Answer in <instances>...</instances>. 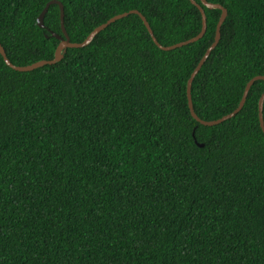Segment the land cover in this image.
Masks as SVG:
<instances>
[{"label":"trees","instance_id":"trees-1","mask_svg":"<svg viewBox=\"0 0 264 264\" xmlns=\"http://www.w3.org/2000/svg\"><path fill=\"white\" fill-rule=\"evenodd\" d=\"M49 1L0 0L12 63L54 58ZM59 1L73 42L133 9L166 46L203 27L191 0ZM196 1L204 36L171 50L129 13L54 64L20 71L0 52V264H264V79L233 117L193 116L188 81L222 14ZM207 1L228 14L191 97L214 120L264 75V0Z\"/></svg>","mask_w":264,"mask_h":264},{"label":"water","instance_id":"water-1","mask_svg":"<svg viewBox=\"0 0 264 264\" xmlns=\"http://www.w3.org/2000/svg\"><path fill=\"white\" fill-rule=\"evenodd\" d=\"M194 4H196L201 12H202V18H203V27H202V30L201 32L192 37V38H189L187 40H184V41H181V42H178V43H175V44H172V45H163L161 44L157 38L155 37L154 35V32H153V29L152 27L150 26V23L147 21L146 17L141 13L139 12V10L137 9H133V10H130L129 12H123V13H120V14H117L113 17H111L110 19H108L106 22L100 24L99 26H97L94 30H92L90 32V34L81 42H73L71 41V38L68 34V32L66 31L65 29V24H64V21H65V8H64V5L59 1V0H51L47 3V5L45 6V8L43 9V11L41 12V14L39 15L38 17V24L40 27L42 28H45V22H44V18H45V15L49 9V6L52 4V3H57L60 5V10H61V23H62V28H63V31H64V34H65V37L63 39H61V35L58 34V33H55V32H51V34L53 36H56L58 38L61 39V42L60 44L58 45L56 51H55V56L54 58L52 59H43V60H39V61H36V62H33L31 64H27V65H16L14 63L11 62V60L8 58L7 54H6V51L4 49V47L2 46V44L0 43V52L1 54L3 55L6 63L11 66L12 68L16 69V70H20V71H29V70H33L35 68H38V67H41L43 65H46V64H54L58 61H60L62 59V56H63V51L68 48V47H84L88 44H90L92 42V40L95 38V36L101 31L103 30L104 28H106L109 24H111L112 22H114L115 20L117 19H120L126 15H128L129 13H137L139 14L142 19L144 20L149 32L151 33V35L153 36V39L155 40V42L158 44L159 47H161L162 49H165V50H171V49H174L176 47H181L183 45H186V44H189L191 42H195L199 39H201L205 32H206V29H207V15H206V12H205V9L204 7L199 4L196 0H191ZM203 5L207 6L208 8H220L222 10V14H221V17H220V20L218 22V25H217V32H216V38H215V41L213 42V44L207 49L206 53L204 54V56L202 57V59L200 60L199 64L196 66V68L194 69L189 81H188V97H189V105H190V109H191V112L193 114V116L198 120L200 121L202 124H205V125H215V124H218V123H221L222 121L228 119V118H231L233 117L234 115H236L244 106L245 102H246V99H247V96H248V93H249V90L251 88V86L253 85V83L258 80V79H264V75H256L254 76L253 78H251L247 85H246V88L244 90V94L242 96V99L240 101V104L239 106L232 112L222 116L221 118H218V119H214V120H204L202 118H200L195 110H194V107H193V102H192V97H191V87H192V82L195 78V76L198 74V72L200 71L201 67L203 66V64L205 63V61L207 60L208 56L210 55L211 51L216 47V45L218 44L219 40H220V37H221V26L222 24L224 23L226 17H227V14H228V11H227V8L224 7L222 4L220 3H213V2H209L207 0H201ZM263 107H264V93L262 94L261 98H260V102H259V116H260V124H261V127L263 128L264 130V114H263ZM201 146H203L204 144L203 143H199Z\"/></svg>","mask_w":264,"mask_h":264}]
</instances>
